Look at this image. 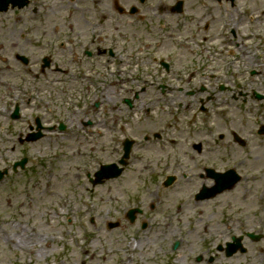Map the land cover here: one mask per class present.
<instances>
[{
    "label": "rangeland",
    "instance_id": "rangeland-1",
    "mask_svg": "<svg viewBox=\"0 0 264 264\" xmlns=\"http://www.w3.org/2000/svg\"><path fill=\"white\" fill-rule=\"evenodd\" d=\"M260 1L263 0L256 2ZM39 11L47 14L50 10ZM33 17L36 16L31 9H9L0 13V169L7 167L10 170L9 175L0 182V264H125L126 255L131 252L127 240L135 237L134 229L109 230L108 224L121 220L118 217L123 207L135 205L138 199H145L147 205L150 200L156 201L155 195H151L153 192L164 193L167 203L172 207L180 197L185 198V203L178 210L180 224L174 235L169 231L159 236L154 230L143 234L144 240L150 242L149 249H152L148 253L145 249L144 254L147 256L154 253V260L150 264H174L171 259H178L181 264H200L193 256L202 253L197 244L205 242V237L215 243L229 240L231 233L240 234L242 229H256L258 233H264V139L254 138L250 132L254 127L253 116L264 123V99H258L256 94L253 97L251 93L252 97L243 101L239 95L240 90H227L225 93L230 99L233 94L239 96L228 100L226 104V115L233 122L226 126L220 124L219 131L225 134L223 142L220 145L213 144L215 147L210 148L209 154L199 155L183 152L188 150L184 148L181 139L183 135L175 131L174 121L168 117L166 105L154 106L156 114L153 116L146 117L142 110L133 115L132 111L133 118L127 120L122 133L116 134L120 141L125 136L137 138L129 165L120 177L92 185L87 179V173L93 176L101 163H110L120 158L121 148L119 144H114L112 137L105 135L87 138L82 134L66 137L60 133L43 136L36 141L28 140L30 124H34L35 117L39 115L34 105L41 103L39 100L29 102L31 90L27 88L46 80L43 75L35 78L34 74L27 73L17 56H27L31 52L24 35L30 33ZM102 76L107 78L109 75L103 73ZM245 77L248 79L249 74H245ZM59 80L58 84L45 83L41 88L46 95V105L47 101L50 102L56 116L70 125L76 123L77 118H66V115L74 114L67 110H77L80 103L75 100V96L69 97L72 92L69 88L72 89L77 83L74 79H67L63 83ZM255 81V92L264 94V73L256 75ZM88 82L98 84V94L109 96V100L100 99L109 109L113 107L117 110L118 107L113 103L121 106L118 88L108 87L107 79L103 82L102 78H93ZM68 83L69 86L64 87ZM242 90L243 93L247 91ZM15 102L21 108V116L13 121L11 115ZM120 113L127 115L124 110ZM256 128L258 126L255 125ZM232 131L250 139L249 153L239 145H235L234 152H227L232 150L223 147L232 141ZM157 132L163 133L162 140L144 139L146 135L152 137ZM173 133L177 137L180 135L183 154L176 151L173 143L164 142L169 141ZM197 134L204 137V131ZM60 149L63 155L59 159L55 153L61 152ZM23 157L28 160L25 168L14 172V162ZM210 158L220 163L219 169L228 167L235 159L245 158L244 164L237 168L243 179L233 190L197 203L194 199L196 191L202 184L210 185L212 182L206 175L205 178L201 177L203 171L196 164L210 162ZM177 161L180 164L177 165ZM177 168L181 169L180 173L185 171L189 174L187 180L177 175L179 179L175 186L162 190L155 183L154 186H148L150 191H146L144 181L160 179L163 173H174ZM54 189L57 190L56 196L51 194ZM173 194L175 196L171 199ZM58 208L62 211L60 215L56 214ZM198 208L203 209L204 213H195ZM191 235L196 239L192 245L187 246L181 242L178 249L170 246L171 238L173 240V237ZM245 241L248 251L227 259L226 264H264V252L259 254L257 250L258 247H264V240L255 246L249 244L248 238ZM17 243L29 245L30 248L22 251L15 246ZM107 246L120 249V253L109 254L105 251V248L109 249ZM31 254H35V260L31 259ZM136 260L138 264V257Z\"/></svg>",
    "mask_w": 264,
    "mask_h": 264
},
{
    "label": "flooded vegetation",
    "instance_id": "flooded-vegetation-1",
    "mask_svg": "<svg viewBox=\"0 0 264 264\" xmlns=\"http://www.w3.org/2000/svg\"><path fill=\"white\" fill-rule=\"evenodd\" d=\"M256 1L29 0L27 7L36 16L33 17L30 33L24 35L31 52L27 56L23 54L27 57L25 63L20 55L17 56L26 72L34 74L35 78L40 75L46 78L43 83H34L32 89L38 88V92L44 96L41 87L45 83L55 85L60 82L59 78L62 83L74 79L77 84L69 88L72 91L69 97L75 96V100L80 103L77 110H67L74 114L65 116L77 118L76 123L70 124L72 129L66 126L63 131H59L57 124L51 121L56 120L61 124V118L56 116L50 102L46 105L41 98V104L34 105L39 115L35 117L34 124H30L31 132H40L41 137H49L52 133H62L66 137L82 134L87 138L109 135L115 145L119 144L122 153L125 141L131 139L127 167L137 138L125 136L120 141L116 134L123 132L125 123L137 111L142 110L146 117L153 116L156 114L154 106L166 105L168 117L174 121L172 125L175 131L183 135L181 139L188 150L183 151L180 135L177 137L175 133L165 142L173 143L179 153L209 154L210 148L220 145L225 138V134L219 131L220 124L226 126L233 122L226 115V104L228 100L239 96L233 94L230 99L225 92L240 90L243 101H248L252 95L255 97V94L258 99H264V94L255 92V76L264 73V0L259 3ZM39 9L50 11L43 14ZM103 73L111 79L102 76ZM245 74H249L248 79ZM93 78H102L103 82L107 79L108 87L116 86L121 106L125 107L113 103L118 107L117 110L113 107L109 109L100 100H109V96L98 94V84L88 82ZM67 86L69 83L64 87ZM241 88L247 91L243 93ZM111 101L115 102L113 98ZM122 110L127 111V115H122ZM254 130L255 124L250 131L255 138ZM203 131L204 137L196 135V132ZM231 136L232 141L223 146L232 150L227 152H234L235 145L250 152L249 138L237 131H232ZM163 137L162 132H157L152 137L146 135L144 139L152 141ZM122 153L113 162H119ZM62 155L63 150L60 158ZM243 159H235V163L241 166L244 164ZM212 160L210 158V162L196 164L203 171L200 173L202 178H205L204 175L208 177L207 169L219 171L220 163ZM180 176L187 180V175ZM178 179L169 182L167 178H152L144 182L149 181L153 186L159 184L156 187L165 190L175 186ZM151 195H155L156 201L150 200L147 205L143 199L135 205L125 206L118 217L121 220L108 224L109 230L134 229L135 237L127 240L131 252L126 255L125 264H137V257L138 264L153 262L154 253L144 254L145 249L147 253L152 250L149 249L150 242L144 240V233L154 230L161 236L170 231L174 235L178 230V210L182 209L185 198H177L172 207L167 203L164 193L153 192ZM169 241L173 249H178L181 242L190 246L196 239L191 235L173 237ZM204 241L203 244H197L202 253L193 256L198 263L214 264L227 256V242L214 243V253L212 241L206 237ZM107 247L110 250L105 249L111 255L113 252L120 253L116 247ZM131 255L136 257L131 259ZM187 260L191 261L190 258Z\"/></svg>",
    "mask_w": 264,
    "mask_h": 264
},
{
    "label": "water",
    "instance_id": "water-1",
    "mask_svg": "<svg viewBox=\"0 0 264 264\" xmlns=\"http://www.w3.org/2000/svg\"><path fill=\"white\" fill-rule=\"evenodd\" d=\"M26 2V0H0V10H6L8 5L10 3H13V5H20L23 6L24 3ZM122 170L117 169L116 167L113 166H108L104 169L103 173H100V177H113V176H118L120 174ZM3 176V174L0 172V178ZM217 181H218V192H221L223 190H225L226 188H230L235 181H233V183L229 184V185H222V180H223V176H216ZM216 193V192H215Z\"/></svg>",
    "mask_w": 264,
    "mask_h": 264
}]
</instances>
